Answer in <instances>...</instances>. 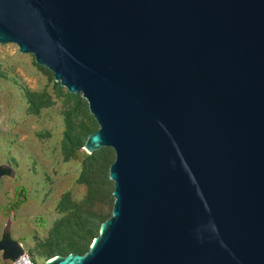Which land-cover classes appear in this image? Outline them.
<instances>
[{"label":"water","instance_id":"obj_1","mask_svg":"<svg viewBox=\"0 0 264 264\" xmlns=\"http://www.w3.org/2000/svg\"><path fill=\"white\" fill-rule=\"evenodd\" d=\"M10 42L86 98L84 150L116 155L89 249L40 264H264V0H0Z\"/></svg>","mask_w":264,"mask_h":264},{"label":"rangeland","instance_id":"obj_2","mask_svg":"<svg viewBox=\"0 0 264 264\" xmlns=\"http://www.w3.org/2000/svg\"><path fill=\"white\" fill-rule=\"evenodd\" d=\"M98 128L82 93L16 43H0V165L13 170L0 180V239L8 220L11 237L37 264L87 249L112 214L115 150L83 148ZM0 264H13L3 251Z\"/></svg>","mask_w":264,"mask_h":264},{"label":"built area","instance_id":"obj_3","mask_svg":"<svg viewBox=\"0 0 264 264\" xmlns=\"http://www.w3.org/2000/svg\"><path fill=\"white\" fill-rule=\"evenodd\" d=\"M12 262L13 264H37L34 260V257L27 250H24L23 255L19 257L16 261Z\"/></svg>","mask_w":264,"mask_h":264},{"label":"trees","instance_id":"obj_4","mask_svg":"<svg viewBox=\"0 0 264 264\" xmlns=\"http://www.w3.org/2000/svg\"><path fill=\"white\" fill-rule=\"evenodd\" d=\"M101 223H100V225H101ZM99 229H100V227H99ZM93 232H94L93 226H90V227L88 226V228H86V230H85V234H87V235H92ZM90 245H91V243H90ZM89 247L90 246H88L87 249H84L83 247H80V246H74L72 249V252L85 253L89 249Z\"/></svg>","mask_w":264,"mask_h":264},{"label":"flooded vegetation","instance_id":"obj_5","mask_svg":"<svg viewBox=\"0 0 264 264\" xmlns=\"http://www.w3.org/2000/svg\"><path fill=\"white\" fill-rule=\"evenodd\" d=\"M2 238H4V234H3Z\"/></svg>","mask_w":264,"mask_h":264}]
</instances>
